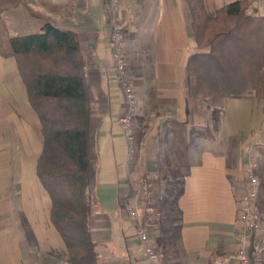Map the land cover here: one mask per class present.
Returning a JSON list of instances; mask_svg holds the SVG:
<instances>
[{
    "label": "crops",
    "instance_id": "1",
    "mask_svg": "<svg viewBox=\"0 0 264 264\" xmlns=\"http://www.w3.org/2000/svg\"><path fill=\"white\" fill-rule=\"evenodd\" d=\"M203 1L212 12L234 0ZM248 1L254 14L264 15V0ZM18 7L38 21V29L49 21L76 31L85 57L91 107L88 226L97 264H214L235 252L237 198L249 167L258 179L262 214L255 258L264 264V102L253 96L221 99L213 130L209 100L191 93L188 58L196 40L187 0H19L2 13L11 35L22 34L12 31L20 28L17 16L4 15ZM113 22L121 28L126 75L136 95L137 149L131 159L118 121L126 101L114 69ZM204 135L216 145L203 147ZM42 145L39 117L17 62L0 55V264H67L65 243L50 220L51 199L36 175ZM169 175H176L180 189L177 214L164 200L174 189L165 185ZM128 208L158 254L154 263Z\"/></svg>",
    "mask_w": 264,
    "mask_h": 264
},
{
    "label": "trees",
    "instance_id": "2",
    "mask_svg": "<svg viewBox=\"0 0 264 264\" xmlns=\"http://www.w3.org/2000/svg\"><path fill=\"white\" fill-rule=\"evenodd\" d=\"M18 1L0 0V55L15 58L39 117L43 145L36 175L51 199L50 220L65 243L67 264H97L88 226L91 107L85 57L77 32L49 21L37 32L11 35L2 13ZM187 3L196 40V50L188 58L191 93L209 100L212 128L217 130L221 99L253 96L264 102V15L254 14L248 0L231 1L212 12L203 0ZM179 192L175 186L164 196L176 214ZM28 238L34 242L31 232ZM255 245L253 232V261Z\"/></svg>",
    "mask_w": 264,
    "mask_h": 264
},
{
    "label": "built area",
    "instance_id": "3",
    "mask_svg": "<svg viewBox=\"0 0 264 264\" xmlns=\"http://www.w3.org/2000/svg\"><path fill=\"white\" fill-rule=\"evenodd\" d=\"M121 28L117 22H113L110 32V41L113 45L112 55L114 60V69L116 78L120 82L123 89L126 108L124 113L118 118L123 128L124 136L127 144V152L129 159L133 158L137 149V139L135 135V106L136 95L130 80L126 75V61L121 52L120 43L122 39ZM258 179L252 174L250 167L248 168L247 182L245 187L237 198V220L239 222L237 248L235 252L221 255L214 264H257V259L252 260L249 253V245L251 234L256 232L260 227L261 215L257 206V190ZM129 215L136 217L134 209L128 208ZM137 228L138 238L147 254L149 260L154 263L158 260V254L154 251L149 241V236L144 227L134 221ZM259 250V245L254 246V251Z\"/></svg>",
    "mask_w": 264,
    "mask_h": 264
},
{
    "label": "rangeland",
    "instance_id": "4",
    "mask_svg": "<svg viewBox=\"0 0 264 264\" xmlns=\"http://www.w3.org/2000/svg\"><path fill=\"white\" fill-rule=\"evenodd\" d=\"M258 9H259V11H263L262 7L260 5L258 6ZM4 16H6L7 18H8V16H11L12 18H14V16H17V19H16L17 24H15V28L19 26L20 30L19 29L12 30V31H15L14 33L26 34V33H34V32H37L40 30V29L36 28V27H38V21L33 22V20H31L33 17L30 14L25 15V12H24L23 8H21V7H18L17 9H15L14 11H11L10 13L6 12ZM10 22L11 21L9 20V23ZM43 23L41 22V24H43ZM220 104H221V102H220ZM207 116H208V112H207ZM204 133L206 135V132H204ZM135 135H136V133H135ZM205 135L203 136V147H211L213 145H216L215 143H212V141H210L209 138L206 137ZM222 136H223V134H221L220 132L217 135V137H218V139H217L218 143L217 144H219V145L221 142H223ZM224 143L229 145L231 142L224 139ZM175 177H176V175H169L168 177H166L165 185H167L168 188L171 189L172 187H175L178 185V182L175 181ZM161 183L164 184V182H162V181H161ZM166 212L171 213L172 211H170V209H169V211L166 209ZM262 213H263V211H262ZM154 215L156 216V218H157V216H160V214H157V213ZM263 216H264V214H263ZM260 226H261V221H260Z\"/></svg>",
    "mask_w": 264,
    "mask_h": 264
}]
</instances>
